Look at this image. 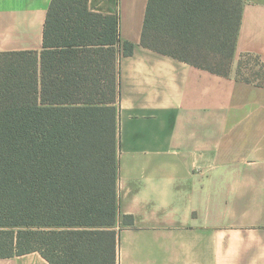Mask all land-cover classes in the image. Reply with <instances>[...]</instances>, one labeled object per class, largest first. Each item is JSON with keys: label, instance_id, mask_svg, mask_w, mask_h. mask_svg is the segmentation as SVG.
Returning <instances> with one entry per match:
<instances>
[{"label": "crops", "instance_id": "crops-1", "mask_svg": "<svg viewBox=\"0 0 264 264\" xmlns=\"http://www.w3.org/2000/svg\"><path fill=\"white\" fill-rule=\"evenodd\" d=\"M51 1L0 0V52L41 51ZM148 4L89 0L122 42L117 264H264V86L237 76L245 55L264 63V0L244 2L229 76L142 45ZM0 264L51 263L33 251Z\"/></svg>", "mask_w": 264, "mask_h": 264}, {"label": "trees", "instance_id": "trees-1", "mask_svg": "<svg viewBox=\"0 0 264 264\" xmlns=\"http://www.w3.org/2000/svg\"><path fill=\"white\" fill-rule=\"evenodd\" d=\"M244 2L149 0L142 45L229 76ZM121 46L116 15L52 0L42 50L0 52V257L117 264ZM244 58L237 76L264 86V63Z\"/></svg>", "mask_w": 264, "mask_h": 264}, {"label": "rangeland", "instance_id": "rangeland-1", "mask_svg": "<svg viewBox=\"0 0 264 264\" xmlns=\"http://www.w3.org/2000/svg\"><path fill=\"white\" fill-rule=\"evenodd\" d=\"M245 61L248 59V57L246 56L245 58ZM255 62H253V64H254ZM256 64V63H255ZM257 69H260V71H263L264 69L262 68V66L261 65H257Z\"/></svg>", "mask_w": 264, "mask_h": 264}]
</instances>
